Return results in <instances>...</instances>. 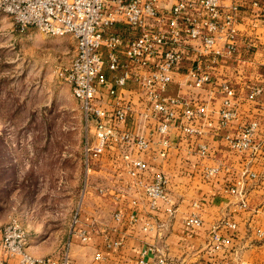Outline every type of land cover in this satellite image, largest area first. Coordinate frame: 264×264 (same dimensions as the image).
Here are the masks:
<instances>
[{
	"label": "built area",
	"instance_id": "built-area-1",
	"mask_svg": "<svg viewBox=\"0 0 264 264\" xmlns=\"http://www.w3.org/2000/svg\"><path fill=\"white\" fill-rule=\"evenodd\" d=\"M0 12L10 16L22 29L34 27L48 35L74 38L75 55L68 65L60 67L58 75L70 86L84 114L88 170L106 152H112L114 163L138 195L132 206L137 207L144 198L150 208H159L162 203L167 214L173 216L177 204L168 190L167 177L161 171L151 170L139 154L148 149L149 142L137 127V114L155 121L161 136H167L176 121L190 137H205L214 128L207 103L190 105L179 95L167 94V90L175 74L181 73L184 62L192 56L195 64L187 74L190 83L204 88L213 82L216 67L238 51L239 4L226 6L222 0H174L165 9L159 0H0ZM121 22L137 34L123 40L118 34L106 33ZM192 40L199 41L201 48H189ZM105 66L115 74L112 81L103 72ZM129 81L137 86L142 111L117 90L126 87ZM220 87L224 97L219 124L226 126L237 116V93L227 80ZM103 90L110 95L108 99L103 97ZM263 93V86L253 85L248 97L257 99ZM124 121L129 122L125 128L120 126ZM259 126V119H251L236 134H227L231 149L264 153V139L256 141ZM199 152L207 153L206 144H199ZM219 170L205 167L203 175L214 178ZM248 173L257 176L254 171ZM229 190L236 193L239 187L235 184ZM194 206L200 209L201 203L195 201ZM80 212L81 204L73 216L71 233L87 243L89 234L79 227ZM114 216L121 220L122 211L118 210ZM130 217L131 221L135 220L134 214ZM184 223L193 232L203 225V219L193 212ZM28 236L18 220L7 223L0 239V264H72L70 241L51 254L35 256L28 250ZM213 237L217 246L226 241L216 232ZM113 244L123 245V238L119 237ZM156 254L153 245L143 248L140 263L169 264L164 258H156ZM95 259V264H99L103 254L97 253Z\"/></svg>",
	"mask_w": 264,
	"mask_h": 264
},
{
	"label": "crops",
	"instance_id": "crops-1",
	"mask_svg": "<svg viewBox=\"0 0 264 264\" xmlns=\"http://www.w3.org/2000/svg\"><path fill=\"white\" fill-rule=\"evenodd\" d=\"M222 2L226 6H240L237 53L216 67L213 82L204 88L193 86L187 76L195 64L192 56L184 62L181 73L175 74L167 90V94L179 95L190 105L207 103L214 128L205 137H190L176 121L169 134L161 136L155 121L137 114V127L149 142L148 149L139 154L151 170L161 171L167 177L168 190L177 204L175 214L169 216L162 203L159 208H150L144 198L133 207L131 202L138 195L114 163L113 153L106 152L89 170L88 187L81 201L79 227L87 231L89 241L82 242L68 225L58 246L46 250L29 246L32 255L51 254L70 241L72 264H95L99 252L103 254L99 264H141V251L150 245L157 248L156 258H164L169 264H264V233L260 232H264V153L234 151L226 139L227 134H236L251 119L260 122L257 143L264 139V93L257 99L248 97L251 86L264 88V0ZM173 3L174 0H159L165 9ZM111 32L123 40L137 34L122 22L106 33ZM188 47L201 48V44L192 40ZM191 52L194 55L192 49ZM103 72L112 81L115 74L106 66ZM224 80L236 89L237 116L221 126L219 111L224 94L220 85ZM117 90L143 110L135 83L129 81ZM102 95L105 99L110 97L106 90ZM128 123L121 122L120 126L125 128ZM200 143L206 144V154L199 152ZM205 167L220 170L216 177L208 178L203 175ZM249 171L257 176L251 177ZM235 184L239 187L236 193L229 190ZM195 201L201 203L200 209L194 206ZM118 210L122 211L121 220L114 216ZM193 212L200 214L203 225L192 232L184 220ZM215 232L226 239L224 244L217 246ZM119 237L123 238L121 246L113 244Z\"/></svg>",
	"mask_w": 264,
	"mask_h": 264
},
{
	"label": "rangeland",
	"instance_id": "rangeland-1",
	"mask_svg": "<svg viewBox=\"0 0 264 264\" xmlns=\"http://www.w3.org/2000/svg\"><path fill=\"white\" fill-rule=\"evenodd\" d=\"M74 45L0 12V236L16 219L35 249L62 242L88 187L84 114L58 75Z\"/></svg>",
	"mask_w": 264,
	"mask_h": 264
}]
</instances>
